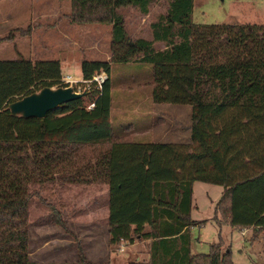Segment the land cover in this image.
Wrapping results in <instances>:
<instances>
[{
	"label": "trees",
	"instance_id": "trees-1",
	"mask_svg": "<svg viewBox=\"0 0 264 264\" xmlns=\"http://www.w3.org/2000/svg\"><path fill=\"white\" fill-rule=\"evenodd\" d=\"M154 2L70 0L72 24L110 26V60L80 66L83 81L107 77L43 119L14 117L8 106L43 88H66L60 62L0 61V264H37L28 254L29 166L39 173L30 145H66L65 159L75 165L105 151L108 244L150 242L148 259L128 264H232L219 243L209 254H191L196 182L223 189L215 213L224 223L264 230V24H196L193 0H169L166 15L150 26L153 40L131 39L118 11L148 15ZM131 63L151 65L154 104L192 107L191 145L114 134L110 68ZM67 264L93 263L77 244L76 261Z\"/></svg>",
	"mask_w": 264,
	"mask_h": 264
},
{
	"label": "rangeland",
	"instance_id": "rangeland-1",
	"mask_svg": "<svg viewBox=\"0 0 264 264\" xmlns=\"http://www.w3.org/2000/svg\"><path fill=\"white\" fill-rule=\"evenodd\" d=\"M168 6L169 0H155L148 15L133 8L120 9L118 13L125 20L131 39L152 41L150 26L166 15ZM55 10L60 12L61 21L66 18L70 28L61 30V25L54 24ZM69 13L70 0H0V61L64 60L73 62V71L78 67L77 60L109 61L110 26L72 24ZM192 21L264 24V0H193ZM93 43L95 49H89ZM154 47L156 51L164 49L162 43H155ZM61 68V81L65 83L66 72L63 65ZM69 78L74 82L78 79ZM110 80L109 122L115 135H126L136 143L191 145L192 107L152 102L151 65L113 64ZM90 86L89 89L93 87ZM77 87L73 85L75 90ZM66 149L62 144L30 145L29 155L39 168L38 173L29 166L30 260L37 264L74 263L77 244L93 264H128L140 255L138 261L147 260L148 241L135 240L139 245L132 249L124 242L118 247L108 244L105 151L90 153L75 165L66 161ZM222 192L219 186L193 184L191 220L199 225L190 229L191 254H209L211 246L219 243L221 251L230 250L232 264H264V230L228 227L221 215L215 213ZM53 216L65 224L64 230L54 223Z\"/></svg>",
	"mask_w": 264,
	"mask_h": 264
},
{
	"label": "water",
	"instance_id": "water-1",
	"mask_svg": "<svg viewBox=\"0 0 264 264\" xmlns=\"http://www.w3.org/2000/svg\"><path fill=\"white\" fill-rule=\"evenodd\" d=\"M83 96L84 93H76L72 87L43 88L37 93L12 102L8 110L14 117L43 119L49 112Z\"/></svg>",
	"mask_w": 264,
	"mask_h": 264
},
{
	"label": "crops",
	"instance_id": "crops-1",
	"mask_svg": "<svg viewBox=\"0 0 264 264\" xmlns=\"http://www.w3.org/2000/svg\"><path fill=\"white\" fill-rule=\"evenodd\" d=\"M59 14H60V12L59 11H57V10H55L54 12H53V14L52 15H54L53 17H54V19H55V21H54V24L56 25V26H62V29L61 30H65V29H67V28H70L71 26L69 25V22H67V20H66V18H62L63 19V21H61V19H60V17H58L59 16ZM61 30H58V31H61ZM63 37H66L65 36V34H63ZM61 41H65V39L64 40H61ZM94 45H95V43H93V46H90L89 47V49H95L94 48ZM107 57H108V55H107ZM108 59V58H107ZM90 61V60H89ZM59 62H60V65L62 66H64V69H65V72H66V74L64 75V77H66V76H69V77H74V78H78L77 79V81H81L80 80V78H82L81 77V73H80V66H81V63H80V61H78L77 60V62H75V64L76 65H78V67H77V69L76 70H79V71H77L76 72V70H72V63L73 62H68V63H66V61H64V60H59ZM62 69V68H61ZM71 72H73L74 74H71ZM108 194H106V199H105V203H104V205H105V207H106V222L108 221V196H107ZM193 207L194 206H192V209H193ZM215 223V222H214ZM219 226V225H218ZM222 227V226H221ZM221 227L219 226V228L221 229ZM226 227V226H225ZM228 227H230L229 225H228ZM149 241L148 242H146V245H149ZM139 244L138 243H136V241H135V243H133L132 245H129L130 246V248L132 249L133 247H137ZM191 246H192V244H191ZM191 246H190V249H192L191 248ZM140 255V254H139ZM146 256H148L147 254H146ZM141 257H142V255H140V256H136L135 257V259L138 261V260H140L141 259Z\"/></svg>",
	"mask_w": 264,
	"mask_h": 264
},
{
	"label": "built area",
	"instance_id": "built-area-1",
	"mask_svg": "<svg viewBox=\"0 0 264 264\" xmlns=\"http://www.w3.org/2000/svg\"><path fill=\"white\" fill-rule=\"evenodd\" d=\"M63 80L65 81V83L64 82L63 83L67 87H72L73 88V85L74 86H79V87H77V90H75L73 88V90L76 93H84L85 91H87L89 89V85L92 84V83L97 84V87L101 88V85L106 80V74L103 73V72L102 73H99V74L93 76L91 81H77V82H74L69 77H65V79L63 78ZM81 85L87 86V88H81Z\"/></svg>",
	"mask_w": 264,
	"mask_h": 264
}]
</instances>
